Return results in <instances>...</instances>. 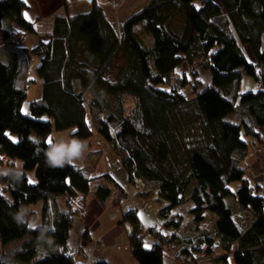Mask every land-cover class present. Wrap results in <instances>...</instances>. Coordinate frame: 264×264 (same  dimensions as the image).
<instances>
[{"label": "trees", "instance_id": "16d2710c", "mask_svg": "<svg viewBox=\"0 0 264 264\" xmlns=\"http://www.w3.org/2000/svg\"><path fill=\"white\" fill-rule=\"evenodd\" d=\"M62 1L65 14L54 19L52 33L27 49L21 44L38 33L24 16V0H0V166H22L15 172L9 164L0 178V264H76L67 250L69 232L85 215L86 199L103 205L111 198L117 208L126 199L109 175L91 178L71 164L49 166L53 130L81 140L96 130L119 157L128 183L142 189L139 197L154 199L164 227L175 229L150 228L156 235L143 239L137 213L123 212L137 264H163L177 251L197 264L202 247L214 255L208 264H264V198L240 167L248 153L245 138L256 142V151L264 146V0H205L200 6L197 0H151L118 27L102 0L75 16ZM33 59L41 97L29 104L27 116ZM195 62H203L210 81L187 97L184 77L170 84L177 70ZM244 78L254 80L255 91L240 93ZM125 97L134 105L129 112ZM60 198L66 199L63 211ZM38 204L43 226L17 222L23 207ZM187 205L192 223L213 216L212 233L182 238L178 210ZM147 240L156 242L146 248ZM17 241L23 243L5 251ZM169 246L175 249L167 255Z\"/></svg>", "mask_w": 264, "mask_h": 264}, {"label": "crops", "instance_id": "0c3cea01", "mask_svg": "<svg viewBox=\"0 0 264 264\" xmlns=\"http://www.w3.org/2000/svg\"><path fill=\"white\" fill-rule=\"evenodd\" d=\"M70 2V0H65L66 12L68 14V5ZM25 4L27 6L25 13H28L29 17L26 20L34 24L38 36L28 35L21 46L22 48L31 49L41 41L40 39L42 37L52 33L54 19L63 17L65 10L62 0H27ZM1 48L0 35V50ZM35 63L37 66L36 61ZM85 141H87L88 144L87 152L85 151L82 157L76 159L77 165L75 166L85 172L93 171L94 173L92 175L89 172L91 178L109 175L118 183L104 163L99 166L102 169L100 173H96L93 168H90L91 166L98 167V164L95 163L90 167L85 165V160L90 154L99 153V147L92 137ZM245 141L248 145V153L241 162L240 167L245 171V176L249 182L254 186H259V195L264 198V152L258 153L256 151V142L252 138H245ZM4 163L6 164L7 161ZM13 166L15 167V172L22 171V166L19 162L13 163ZM8 171H10V168L6 165L0 166V178ZM119 185L122 186L121 184ZM65 200L66 199L58 201L62 211L65 209ZM112 202L113 200L110 198L102 205L90 196L86 199L87 207L85 215L76 217L73 227L69 232L68 248L71 250L70 254L74 257L76 264H96L100 262H106L108 264H137L132 257L130 247L127 243L128 233L124 229V226L121 225L123 215L122 205L120 208H117L113 206ZM190 207V205H187L178 210V213L184 218L183 231L185 234L181 235L182 238L185 240L195 238L201 233H212L214 218L208 214L204 216L200 223H192L193 219L189 213ZM158 209L159 208H157V212ZM33 214L35 215L33 218L36 219V214ZM25 219H27L26 215ZM8 247L10 246H7L5 250L8 249ZM173 249H175L174 246H169L167 255H169V253L172 254ZM2 252L0 247V256ZM163 264H174V262L167 256Z\"/></svg>", "mask_w": 264, "mask_h": 264}, {"label": "rangeland", "instance_id": "374dc122", "mask_svg": "<svg viewBox=\"0 0 264 264\" xmlns=\"http://www.w3.org/2000/svg\"><path fill=\"white\" fill-rule=\"evenodd\" d=\"M70 1L71 2L68 5L69 6L68 12H69L70 16L85 14V13H88L90 11V6L88 3L80 2L78 0H70ZM204 1L205 0H197L195 4L197 6H200V5H202V3ZM214 1H217V0H214ZM150 2H151V0H102L101 3H102L103 11L105 12L107 19L115 27H118V26H120V24H122L130 16H132V15L140 12L142 9H144ZM139 29H140V27H139ZM139 29H138V31H139ZM250 61L252 62V59ZM115 63L117 65H121L122 60L119 59ZM202 63L203 62H201V63L195 62L193 65L185 64L181 69L176 71V75H177L176 79L170 84V87L171 86L173 87L175 84H177L178 79L180 80V79H182V77H184V79H186V82H187L186 86H188L184 92V94L187 97H190L191 92L196 93V92L203 91L207 87V85L210 81V75L208 72H206L203 69ZM28 79L32 83L30 84L29 89L27 91V99H26V102L23 106V113L27 116L29 115V112H28L29 104L33 101L40 99V97H41L42 81L37 76V73H36L35 59H33V61L31 62V68H30V73H29ZM165 87L167 90H169L168 86L165 85L163 88H165ZM251 91H255L254 80L250 79V78H244L243 83L241 85V92L240 93L245 94V93L251 92ZM124 105H125L127 112L131 111L134 108L133 102H132L131 98H129V97H125V104ZM88 119L90 120L89 116H88ZM227 121L232 123L233 119L229 118ZM94 130L95 129L93 128V131ZM95 131L93 132L92 139L98 145L99 153L90 154L88 156V158L85 160V165L87 167H90L91 165H93L95 163L98 164V167H94V166L90 167V168H93L96 171V173H100V171H102V169L99 166H101L103 163L105 164V166L108 167V170L112 173L115 180L123 186V187L122 186L121 187L125 191L124 193L126 195V199L122 204L123 212H126L128 210L135 211L137 213V217H138L139 222L142 225V227H144L146 229L157 228L160 232H162L164 234L174 233L175 229L164 227V220L158 216V212H157L158 206H157L155 200L149 199V198H144V199L140 198L139 195L142 193V189L127 183L126 173H125L123 167L121 166L119 157L115 154V152L113 150L110 149L108 144L98 134H96ZM71 132L70 131L59 132V131L53 130L49 139L51 140V143L53 145H55L59 141L68 142V141L72 140V138L70 137ZM14 138L16 140V137H14ZM98 157H99V159H98ZM9 164L13 165V163L7 162V167L9 166ZM71 165H74V166L77 165V160H74L71 163ZM13 168L15 169V167H13ZM14 169H12V171ZM89 172L91 173V175L94 173L93 171H89ZM30 174L33 175V173L28 174L29 179L33 180V177H32V175L30 176ZM33 182H34V180H33ZM0 185H1V181H0ZM237 187H238V185L236 184V185L231 186L230 189L232 191H236ZM59 200L60 201L64 200V198H60ZM227 203L234 208V206H233L234 205V199L233 198L228 199ZM41 210H42V204L22 208V212L27 216V220L29 221V226L31 225L30 226L31 228L36 229V228L43 226V223L41 221ZM33 213L36 214V216H37L36 219L33 218V216H32ZM123 226H124V229L126 230V232L129 234L131 231L130 225L124 224ZM155 242H156L155 240H147V241H145L144 245L147 243L151 246ZM22 243L23 242H19V241L14 242V243L10 244L9 245L10 247H8V249H6L5 251L6 252L10 251L14 247L21 245ZM147 248H149V247H147ZM165 250H168V247L165 248Z\"/></svg>", "mask_w": 264, "mask_h": 264}, {"label": "clouds", "instance_id": "9594fccd", "mask_svg": "<svg viewBox=\"0 0 264 264\" xmlns=\"http://www.w3.org/2000/svg\"><path fill=\"white\" fill-rule=\"evenodd\" d=\"M87 148V141L78 138H74L68 142L59 141L49 148L46 154L47 163L53 168H62L65 164H71L74 160L82 157ZM24 219L25 215L23 212L17 214L16 220L18 223H24Z\"/></svg>", "mask_w": 264, "mask_h": 264}, {"label": "built area", "instance_id": "2783aa9c", "mask_svg": "<svg viewBox=\"0 0 264 264\" xmlns=\"http://www.w3.org/2000/svg\"><path fill=\"white\" fill-rule=\"evenodd\" d=\"M261 87H262V83L258 81L256 83V88L260 89ZM257 152L258 153L264 152V146H262ZM139 232L143 236V239H152L156 235L154 230H149V229H145L141 227L139 229ZM167 240H169V238H167ZM67 250L68 252L71 251L69 248ZM213 258H214V255H212L211 257L206 256L205 248L202 247L201 253L199 254V259L197 261V264H208L211 260H213ZM173 261L175 264H193L192 258L190 256H183L180 254L179 251L173 254Z\"/></svg>", "mask_w": 264, "mask_h": 264}, {"label": "snow or ice", "instance_id": "6c2138e0", "mask_svg": "<svg viewBox=\"0 0 264 264\" xmlns=\"http://www.w3.org/2000/svg\"><path fill=\"white\" fill-rule=\"evenodd\" d=\"M24 2L27 3V0H24ZM24 15H25V18H26V19L29 18V17H28V13H25ZM45 119H46V118H45ZM5 135H8L9 138L12 139L14 143L17 142V141L15 140L14 137H11V136H10V134L5 133ZM48 142L51 143V140L49 139ZM29 182L32 183L33 181L30 180ZM0 195H2V193H0ZM145 247H146V248H147V247H150V245L146 243V244H145Z\"/></svg>", "mask_w": 264, "mask_h": 264}, {"label": "water", "instance_id": "95a60500", "mask_svg": "<svg viewBox=\"0 0 264 264\" xmlns=\"http://www.w3.org/2000/svg\"><path fill=\"white\" fill-rule=\"evenodd\" d=\"M78 1H80V2H86V3H88L89 5H91V4H93L95 1H97V0H78Z\"/></svg>", "mask_w": 264, "mask_h": 264}]
</instances>
